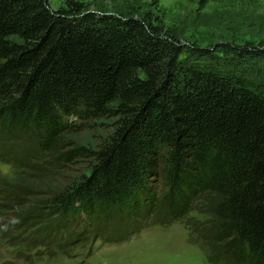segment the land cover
Masks as SVG:
<instances>
[{"label": "trees", "instance_id": "1", "mask_svg": "<svg viewBox=\"0 0 264 264\" xmlns=\"http://www.w3.org/2000/svg\"><path fill=\"white\" fill-rule=\"evenodd\" d=\"M66 2L0 0L1 235L69 255L183 221L207 264H264V42Z\"/></svg>", "mask_w": 264, "mask_h": 264}, {"label": "rangeland", "instance_id": "2", "mask_svg": "<svg viewBox=\"0 0 264 264\" xmlns=\"http://www.w3.org/2000/svg\"><path fill=\"white\" fill-rule=\"evenodd\" d=\"M66 1L50 0V3L58 8L66 5ZM78 1L94 12L121 16L149 14L155 22L163 21L185 43L201 48H224L228 49L227 53L233 45L246 42L262 45L264 42V0ZM215 53L223 55V52ZM186 56L189 55L183 54L184 58ZM261 64L264 67V63ZM256 68L258 66L253 69ZM3 177L10 181L17 177L15 167L7 160L0 161V179ZM191 216L198 220L204 218L196 211ZM13 244L0 245V264L7 255H17L22 247L26 251L20 264H207L203 250L191 242L183 221L150 226L119 243L86 240L73 246L69 256L54 247L38 249L27 240L18 248Z\"/></svg>", "mask_w": 264, "mask_h": 264}]
</instances>
